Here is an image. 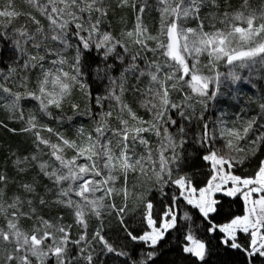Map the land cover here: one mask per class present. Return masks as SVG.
<instances>
[{
  "label": "snow or ice",
  "instance_id": "6c2138e0",
  "mask_svg": "<svg viewBox=\"0 0 264 264\" xmlns=\"http://www.w3.org/2000/svg\"><path fill=\"white\" fill-rule=\"evenodd\" d=\"M25 3L38 15L18 11L14 0L0 7V64L7 62L6 73L0 68V107L25 120L21 101L30 99L38 102L40 113L51 117L50 109L62 111L78 90L88 105L82 110L80 104L72 103L71 108L77 115L93 118L95 127L87 135L80 129L77 139H69L41 124L35 114L28 115L22 131L31 132L37 147L48 148V155L58 164L45 161L37 165L57 189L51 203L71 209L73 224L64 223L63 217L53 222L39 214L29 198L37 195L35 181L21 185L24 195L6 200L8 177L0 172V264H104L102 257L107 254L124 257L122 264H157L163 255L162 242L173 232L179 234L174 239L187 258L185 264H208L214 249L220 248L241 257L235 264H264V159L251 175L233 171L264 147V124L251 117L238 126L221 127L219 134L228 149L223 153L215 149L217 131L205 115L210 103L227 98L233 86L247 79L241 75L243 70L251 75L257 65L264 67V8L249 10V0H243L244 11L204 15V9L218 6L216 0H156L160 22L153 35L143 22L148 0H118V7L137 10L134 27L118 38L107 28L109 0ZM22 16L27 23L16 26ZM187 21H195L196 26H187ZM217 23L222 27H216ZM130 45L137 50L133 52ZM149 52L151 59L146 55ZM221 64L226 72L219 70ZM129 74L137 79L148 77L141 101L150 114L148 120L123 99ZM13 76L22 91L8 86ZM92 84L103 92L93 95ZM93 106L100 111L93 112ZM260 109L264 118V104ZM112 119L117 126H112ZM194 121H203L198 131L193 130ZM42 132L55 136L56 141ZM150 136L156 137L155 145ZM189 143L205 149L201 159L209 167V176L203 186L194 184L193 177L181 169ZM138 146L143 152L137 151ZM69 150L74 153L71 157L66 155ZM233 152L244 155L237 157ZM30 161H37V156L18 157L14 165L25 172L27 167L21 165ZM130 173L143 177L151 187L144 193L130 191ZM121 179L123 183L117 186ZM169 186L176 192L157 214L147 192L155 187L163 195ZM217 193L239 198L243 214H229L222 220ZM115 197H120V204ZM130 198L138 201L141 210L138 233L124 219ZM181 199L196 210L195 218L188 211L179 214ZM38 204L47 207L49 201L40 196ZM103 210L115 212L127 238L143 245L138 256L117 248L102 224L89 237V216L100 219ZM25 220L31 221L30 227L24 226ZM74 226L80 229L78 238H73Z\"/></svg>",
  "mask_w": 264,
  "mask_h": 264
},
{
  "label": "trees",
  "instance_id": "16d2710c",
  "mask_svg": "<svg viewBox=\"0 0 264 264\" xmlns=\"http://www.w3.org/2000/svg\"><path fill=\"white\" fill-rule=\"evenodd\" d=\"M216 3L218 5L217 7L210 6L204 9L203 14L207 15L209 12L220 14L225 11L232 13L236 11H242L244 9L243 0H216ZM117 4L118 0H109L107 28L110 29L115 36L120 38L122 31H126L134 27L137 10H133L131 7H118ZM148 5L149 7L143 14V22L148 27L149 31L155 35L159 29L160 13L157 11L158 6L156 4V0H148ZM263 7L264 0H249V10H259ZM186 23L187 26L190 27L196 26L195 21H187ZM216 27H222V25L217 23ZM149 45L150 47L154 46L152 42H149ZM130 47L132 48L133 52L137 50L135 46L130 45ZM146 55L149 59L152 58V54L150 52L146 53ZM6 63L7 62H5V64ZM138 63L141 67L143 66L142 61H138ZM5 64H0V68H3L6 73L7 68ZM31 79L34 82L35 73H32ZM11 80L12 82L8 86L12 87L14 91H22V89H19L16 86L18 84L16 77L13 76ZM251 82H253L255 86H244L241 81L238 82L236 86H233L231 95H228L229 97H233L235 101H238L244 105L245 110L242 111L240 106L234 103V101H231L229 98H220L219 101L214 102V104L225 106L230 111L237 113L242 111L246 114H255L259 124H264V118H261L260 115V105L264 104V80L263 78H260ZM127 87L128 91L124 93L123 97L125 102L129 104V106L132 107L139 116L143 117L145 120H148V112L145 108H141L139 105L140 94L142 88H144V77L137 79L136 75L129 74ZM240 87L245 88L246 92L253 96L254 101L248 99L246 92L243 94L237 93V90ZM98 89L99 86L97 84H92L93 94L97 93ZM135 89H140L141 91H136ZM75 97L76 98L73 99V102H66L63 105L62 111L55 108L50 109L52 112L51 117L40 113L38 102L35 100H22L21 108L24 112L25 120L29 114H35L41 124L52 127L69 139H74L75 127H77V125H81L82 122L87 121V119L85 118V115L75 114L71 108V104H80L82 110L88 105L86 97H80V95L77 94H75ZM193 103L195 104V100ZM196 107L199 109V105H196ZM205 115L208 117V111L205 113ZM25 120H19L12 117L8 111L0 107V122H3L0 124V172L6 174L8 177V184L5 188V199L7 200L13 195H24L21 185L35 181L37 195L35 197L30 196L29 198L34 200V204L37 206L39 214L44 216L46 219L52 220L53 222H55L57 217H63L64 223L73 224L71 209L51 203L57 198V189L47 179V177L40 173L39 168L37 167L39 163L45 161L53 164L54 166H58V164L54 161V158H51L48 155V148H46L44 145H40L39 148L37 147L36 138L31 132L22 131V129L26 127ZM202 123L203 121H194L193 130L198 131L199 129L197 126ZM213 127L215 128V126ZM42 135L45 138H50L53 142L56 141V137L47 132H42ZM224 141L225 140L223 138H219L218 135H216V139L214 141L215 149L218 150L219 145L223 144ZM204 152V148H201L199 145L193 143H189L185 146L186 159L181 165V169L182 172L188 173L193 177V182L197 186H203L209 176V167L201 159V156L204 154ZM32 155L37 156V161H30L29 165H21V167H27V171L19 172L14 165V161L18 157H31ZM66 155L70 157V155H73V152L69 150ZM261 159H264V147L261 148L256 157H251L245 160L243 164L236 166L233 171L237 175H251L255 171L258 161ZM64 186H67V182H65ZM48 188H51L52 191H48ZM129 188L132 189L131 191L136 193L146 192V190L142 191L135 188L134 186L133 188ZM174 192H176V190L173 186L165 187L163 195L154 188L150 192H147L148 198L151 199L154 204L155 213L159 214L163 211L166 205L171 203V197ZM40 196H43L47 201H49V206L43 207L38 204ZM73 199L78 198L73 197ZM114 199L117 204L121 203L120 197H115ZM217 199H219L222 204V211L220 213L222 220L229 214H243V203L239 198L234 199L217 194ZM107 202L108 201H106V203ZM137 204L138 201L130 198L128 211L124 217L126 225L130 230L134 231V233H138L142 229L141 210L137 207ZM177 204V210L181 216L183 215V212L188 211L190 214H193L195 218V209H192L190 206L186 205L182 199L179 200ZM23 224L26 228H28L31 225V221L25 220L23 221ZM101 224L103 225L104 234L117 248L129 251L133 255H139L140 249L143 248V245L133 243L127 238V235L123 230V227L121 226L115 212H111V214H109L108 210H103L100 219L90 215L88 219L89 237H91L93 231ZM197 224H199L198 220ZM79 233L80 229L74 226L72 229L73 238H78ZM177 235L179 234L173 232L169 235L165 242H162L163 255L158 258L157 264H185L187 258L183 256L179 247L177 246L179 241L174 239V237ZM213 243L216 244L217 241H213ZM102 259L104 264H122L125 258L107 254L104 255ZM240 259L241 257L239 255L220 248L218 250L214 249L213 254L208 260V264H235V262L239 261Z\"/></svg>",
  "mask_w": 264,
  "mask_h": 264
},
{
  "label": "rangeland",
  "instance_id": "374dc122",
  "mask_svg": "<svg viewBox=\"0 0 264 264\" xmlns=\"http://www.w3.org/2000/svg\"><path fill=\"white\" fill-rule=\"evenodd\" d=\"M6 2H7V0H0V7H3ZM14 7L18 11H24V12L33 11L30 7L27 6V4L25 3V0H14ZM242 11H244V9ZM33 14H35V13H33ZM24 23H27V17L22 16L16 22V26H19L20 24H24ZM202 62L206 63L207 62L206 58L202 57ZM143 67H144V64H143L142 68ZM219 70L221 72H226L227 68L223 64H221ZM241 75H242V77H246L247 78V79L241 80V82H242V84L244 86H248V85L255 86L254 83L251 82V81H254V80H257V79H260V78H263V80H264V67H261V66L257 65L256 69L251 73V75H249L248 70L245 69V70H243ZM147 86H148V77L145 76L144 77V88H142V91H141V94H140V99H139V105L140 106H141V101L145 99V96L142 94L143 89H145ZM98 91L99 92H103V89L100 88V86H99ZM245 92H246V89L242 88V87L238 88V90H237V93H239V94H243ZM75 94L80 95V97H84L78 90H74L73 95H72L71 100H70L71 102H73V99L76 98ZM96 94L97 93H94L93 95H96ZM246 94H247V97H248L249 100L254 101V98H253V96L251 94H249L248 92H246ZM221 98H225V97H221ZM227 98H229L231 101H234V103H236L238 106H240L242 111L245 110V106L242 105L241 103H239L238 101H235V99L233 97H229L227 95ZM70 101H68V102H70ZM111 103L114 105L115 102H111ZM108 104H109V102L106 101L105 102V107L106 108H107ZM141 108H143V107H141ZM92 111L93 112H98V111H100V109H98L95 106H93ZM117 111H118V109H117ZM242 111H239V113H237V112H234V111H230L225 106L215 105L214 102L209 104L208 118H210L213 126H215V129L217 131V135H218L219 138H223L219 134V131H220L221 127L238 126L241 120L246 121V120H248L251 117H256L255 114H246V113H244ZM148 115H149V119H150L151 118L150 114L148 113ZM85 118L87 119V121H84V122H82L81 125H77V127H75V129H74V139L78 138L80 129L84 130L85 135H87V133L93 131V129L95 127L94 119L89 117V116H85ZM220 121H223V124H220ZM110 122H111L112 126H117V121L115 119H112ZM145 135L149 136V134H145ZM149 138H150V142L153 145H155L156 137L150 136ZM223 139L225 141H224L223 144L219 145L218 150L222 151L223 153H227L228 149L225 148L226 139L225 138H223ZM241 143L244 144L245 147H247V144L245 142H241ZM137 151L138 152H143V148L138 146L137 147ZM232 154L236 155L237 157H240V156L244 155V153H235V152H233ZM71 156L72 155H70V157ZM80 162H83V161H80ZM122 183H123L122 179L118 180L117 181V186H120ZM133 186H135V188L140 189L142 191L147 190L149 187H151L150 184L144 182L143 177H138L137 174L130 173L129 177H128V188L129 187L133 188ZM153 188L156 189L155 187H152V189ZM129 190L131 191L132 189L129 188ZM217 194L223 195L222 193H217ZM96 195L99 196V195H101V193H96ZM0 223L3 224L2 218H0ZM8 250L9 251L11 250V246H9ZM2 260H3V256H2V253H0V262H2Z\"/></svg>",
  "mask_w": 264,
  "mask_h": 264
}]
</instances>
